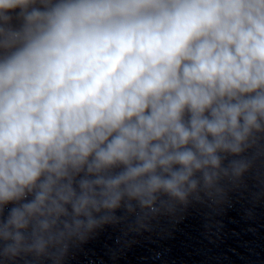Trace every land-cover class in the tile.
<instances>
[{
  "label": "clouds",
  "instance_id": "1",
  "mask_svg": "<svg viewBox=\"0 0 264 264\" xmlns=\"http://www.w3.org/2000/svg\"><path fill=\"white\" fill-rule=\"evenodd\" d=\"M259 157L264 0H0V264L210 207Z\"/></svg>",
  "mask_w": 264,
  "mask_h": 264
}]
</instances>
